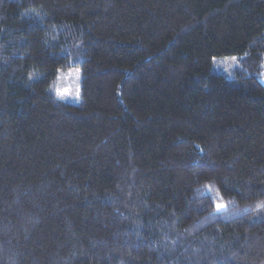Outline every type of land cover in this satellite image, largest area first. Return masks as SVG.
<instances>
[{"label": "trees", "instance_id": "16d2710c", "mask_svg": "<svg viewBox=\"0 0 264 264\" xmlns=\"http://www.w3.org/2000/svg\"><path fill=\"white\" fill-rule=\"evenodd\" d=\"M262 79L264 0H0V264H264Z\"/></svg>", "mask_w": 264, "mask_h": 264}, {"label": "rangeland", "instance_id": "374dc122", "mask_svg": "<svg viewBox=\"0 0 264 264\" xmlns=\"http://www.w3.org/2000/svg\"><path fill=\"white\" fill-rule=\"evenodd\" d=\"M233 58H235V59H233ZM73 69H78L79 73L74 77H70L69 79L70 80L74 79L76 81V84H78V86H79L78 94L74 95V96H67V95H65L63 97L57 96L56 91H55L57 82L59 81L60 83H63L64 82L63 77L65 75H67ZM237 69H239V63H238V58L236 56L216 57L212 60V71L217 73V74H221L228 79H230L232 77V74ZM81 78H82V75H81L80 69L78 67L73 66L72 64L68 65L67 67L60 69L58 71L56 77L54 78L53 82L51 83V85L49 87V91L56 100H58L62 103H66V104L77 105L81 101V98H80ZM261 82L264 85V79H262Z\"/></svg>", "mask_w": 264, "mask_h": 264}, {"label": "clouds", "instance_id": "9594fccd", "mask_svg": "<svg viewBox=\"0 0 264 264\" xmlns=\"http://www.w3.org/2000/svg\"><path fill=\"white\" fill-rule=\"evenodd\" d=\"M78 74V69L71 70L67 75L63 77V83L59 81L56 84V95L59 97L67 96H74L77 95L79 92V86L76 84L74 79L70 80V77H74ZM256 208L264 207V202H257Z\"/></svg>", "mask_w": 264, "mask_h": 264}, {"label": "snow or ice", "instance_id": "6c2138e0", "mask_svg": "<svg viewBox=\"0 0 264 264\" xmlns=\"http://www.w3.org/2000/svg\"><path fill=\"white\" fill-rule=\"evenodd\" d=\"M233 59H235V58H233ZM78 73H79V70H78ZM206 187H208L209 190H211L210 186H206ZM215 207H216V210L219 211L225 207V204L223 202H218V203H216Z\"/></svg>", "mask_w": 264, "mask_h": 264}]
</instances>
